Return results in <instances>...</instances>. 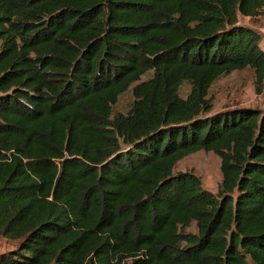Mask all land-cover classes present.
Segmentation results:
<instances>
[{
	"label": "trees",
	"instance_id": "16d2710c",
	"mask_svg": "<svg viewBox=\"0 0 264 264\" xmlns=\"http://www.w3.org/2000/svg\"><path fill=\"white\" fill-rule=\"evenodd\" d=\"M261 15L264 0H0V264H264V110L210 114L208 97L245 68L262 91V36L238 22ZM199 150L220 158L216 194L174 172Z\"/></svg>",
	"mask_w": 264,
	"mask_h": 264
},
{
	"label": "rangeland",
	"instance_id": "374dc122",
	"mask_svg": "<svg viewBox=\"0 0 264 264\" xmlns=\"http://www.w3.org/2000/svg\"><path fill=\"white\" fill-rule=\"evenodd\" d=\"M238 22L249 25L258 31L262 40L260 45L264 48V15L256 18L238 16ZM190 84L184 82L179 90L181 97L189 92ZM208 97L212 107L210 114L238 107H255L264 110V85L262 91L255 90L254 76L250 69L234 70L219 77L210 87ZM132 101L129 92L124 93L113 105V111L126 112ZM192 171L200 180L202 187L212 193H217L221 182L220 158L211 151L199 150L179 160L174 172ZM189 231L196 232L192 224ZM12 246L10 241L0 237V251Z\"/></svg>",
	"mask_w": 264,
	"mask_h": 264
},
{
	"label": "crops",
	"instance_id": "0c3cea01",
	"mask_svg": "<svg viewBox=\"0 0 264 264\" xmlns=\"http://www.w3.org/2000/svg\"><path fill=\"white\" fill-rule=\"evenodd\" d=\"M2 251V250H1Z\"/></svg>",
	"mask_w": 264,
	"mask_h": 264
}]
</instances>
